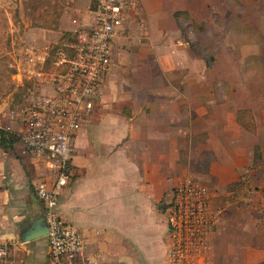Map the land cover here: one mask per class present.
<instances>
[{
	"label": "crops",
	"instance_id": "obj_1",
	"mask_svg": "<svg viewBox=\"0 0 264 264\" xmlns=\"http://www.w3.org/2000/svg\"><path fill=\"white\" fill-rule=\"evenodd\" d=\"M70 1L81 22H86L91 0ZM64 2L69 1L61 3L65 7ZM147 17L149 21H162L158 13ZM61 36L62 33H48L47 43L42 41L40 46ZM247 47L257 52L255 44ZM151 48L152 53L145 55L120 47L113 55L111 49L110 62L100 82L101 99L77 126L71 175L58 193V214L83 233L86 250L99 264L166 263V225L157 204L181 169L178 152L182 143L186 144V134L203 135L197 143L213 154L207 162L208 175L217 176L220 172L223 183H237L235 190L249 181L253 171L261 174L257 179L264 183V154L253 160L254 146L264 149V89L255 88L253 92L251 88L253 94L248 95L246 102L242 99L245 96L237 95V89L232 90L233 83L222 77L218 79L216 97L201 95V104L193 107L190 95L177 93L172 98V80L167 78L165 83L161 77L166 71L172 72V54L169 62H164L160 41ZM129 53L131 57L127 56ZM7 108L8 105L4 113L0 109L5 114H0V127L13 130ZM238 109L249 111L253 131L237 122ZM20 148L18 140L6 150L0 147V244L6 245L14 264H49L45 236L18 240V224L29 216L42 214L41 202L31 186L37 169L27 157L30 175L18 155ZM256 197L264 202V194ZM255 210L259 211L249 214L246 223L234 218L235 227L264 245V240L258 241L261 221L254 219L257 214L264 216V209ZM213 232L212 256L216 252L221 262L229 258L220 250L224 235L220 228ZM257 258L251 261L264 262V257Z\"/></svg>",
	"mask_w": 264,
	"mask_h": 264
},
{
	"label": "rangeland",
	"instance_id": "obj_2",
	"mask_svg": "<svg viewBox=\"0 0 264 264\" xmlns=\"http://www.w3.org/2000/svg\"><path fill=\"white\" fill-rule=\"evenodd\" d=\"M63 1L0 0L2 113L5 112L6 105L17 104L25 93L26 86L31 84L27 79L23 80V85L18 84L14 74L13 64L23 55L25 48L40 46L42 41L47 43L48 33H62V38H65L82 24L77 9L70 5L73 2H64V7L61 4ZM138 6V14L131 15L125 22L124 30L114 38L112 54L114 55L116 47L125 48L132 53L137 51L139 54H150L153 51L151 47L160 41L164 47L162 61L169 62V54H172V72L166 71L161 76L165 78L164 81L167 78L172 80V98L177 93L187 94L190 99L193 98V107L199 106L201 95L208 96L209 99L216 97L220 87L218 79L222 77L233 83L232 90L237 89V95L245 96L242 99L245 98L246 102H249L248 95L253 94L255 88L264 89V0H138ZM174 10H183L185 14L178 13L176 21L173 17ZM153 13H158L162 21L147 20V16ZM54 39L56 37L48 40V44L53 43ZM249 44H255L257 52H251L247 47ZM127 56L131 57L132 54ZM150 60L154 71L158 73L156 61L152 57ZM126 62L127 58L124 64ZM103 78L104 76L101 77ZM186 81H190L188 85ZM167 91L166 88L164 93ZM252 100L254 101V97ZM256 111L259 109L256 108ZM193 119L197 120L195 117ZM192 135L186 134V144L182 143L178 152L177 161L181 169L177 170L178 176L172 180V187L179 179L187 177L206 184L211 191L210 205L216 214L214 231L221 229L225 242L220 250L228 253L229 258L220 262L216 252L212 256L211 246L207 256L210 262L207 264H264L251 261L264 257V245L258 244L257 239L248 236L247 232L239 231L234 221L237 218L241 223H246L250 220L249 214L259 211L255 209H264L261 197H256L264 194V183L257 179L261 174L251 172L249 181L237 190L234 189L237 183H223L222 175L217 170V176L208 175L207 162L213 154L210 150H202V144L199 143L202 134ZM17 144L15 153H18ZM19 153L31 175L29 157L21 152V148ZM255 154L261 157L264 149L257 147ZM172 187L163 193L157 206L166 204ZM158 209H161L160 206ZM254 219L261 221L258 241L262 243L264 216L262 213L257 214ZM221 222L224 225H220Z\"/></svg>",
	"mask_w": 264,
	"mask_h": 264
},
{
	"label": "built area",
	"instance_id": "obj_3",
	"mask_svg": "<svg viewBox=\"0 0 264 264\" xmlns=\"http://www.w3.org/2000/svg\"><path fill=\"white\" fill-rule=\"evenodd\" d=\"M138 9V0H91L86 22L51 44L26 47L13 64L18 84L25 79L31 84L6 114L21 152L37 169L31 186L42 205L49 264H99L86 250L83 233L58 214V193L71 175L77 126L101 99L112 42ZM210 199L209 187L192 178L179 179L170 189L162 211L165 264L208 263L216 220ZM0 264H14L4 244Z\"/></svg>",
	"mask_w": 264,
	"mask_h": 264
},
{
	"label": "trees",
	"instance_id": "obj_4",
	"mask_svg": "<svg viewBox=\"0 0 264 264\" xmlns=\"http://www.w3.org/2000/svg\"><path fill=\"white\" fill-rule=\"evenodd\" d=\"M178 13L180 14H185V11L183 10H174L173 11V17L175 18V20L177 21V15ZM14 104V103H12ZM12 104L10 103L9 106H12ZM236 120L238 123H240L245 129L249 130V131H253L254 127H253V122L251 120L249 111L247 109H238L237 110V116H236ZM18 140L17 135L15 134V132H13L12 130H9L7 128H3L0 127V147L3 148L4 150L11 148L12 144L14 142H16ZM255 150H257V146H254L253 148V160H257L259 158V155L255 154ZM159 204V203H158ZM160 206V210L163 211V209L165 208V205L161 204L158 205V207Z\"/></svg>",
	"mask_w": 264,
	"mask_h": 264
},
{
	"label": "water",
	"instance_id": "obj_5",
	"mask_svg": "<svg viewBox=\"0 0 264 264\" xmlns=\"http://www.w3.org/2000/svg\"><path fill=\"white\" fill-rule=\"evenodd\" d=\"M46 230L47 228L44 222L43 214H38L35 217L29 216L26 220L18 224V240L27 241L44 236Z\"/></svg>",
	"mask_w": 264,
	"mask_h": 264
}]
</instances>
